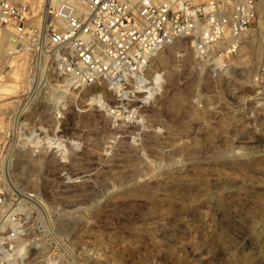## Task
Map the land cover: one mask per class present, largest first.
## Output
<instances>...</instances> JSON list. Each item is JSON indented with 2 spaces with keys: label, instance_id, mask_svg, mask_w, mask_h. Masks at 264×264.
<instances>
[{
  "label": "rangeland",
  "instance_id": "obj_1",
  "mask_svg": "<svg viewBox=\"0 0 264 264\" xmlns=\"http://www.w3.org/2000/svg\"><path fill=\"white\" fill-rule=\"evenodd\" d=\"M174 47L148 65L144 87L160 77L151 99L140 88L120 105L96 86L49 91L30 111L0 172L46 208L26 264H264V100L251 94L260 45L247 66L235 57L217 78L198 70L169 83L159 58L176 63ZM31 148L42 162L29 166Z\"/></svg>",
  "mask_w": 264,
  "mask_h": 264
},
{
  "label": "built area",
  "instance_id": "obj_2",
  "mask_svg": "<svg viewBox=\"0 0 264 264\" xmlns=\"http://www.w3.org/2000/svg\"><path fill=\"white\" fill-rule=\"evenodd\" d=\"M262 26L264 0H0V80L17 74L21 89L0 111V172L17 149L13 137L28 134L25 121L41 95L98 86L120 105L131 102L146 84L150 59L177 39L191 40L197 69L217 78L257 32L251 94L264 100ZM61 104H54L55 119ZM44 216L37 196L10 190L0 178V264L29 261Z\"/></svg>",
  "mask_w": 264,
  "mask_h": 264
},
{
  "label": "bare ground",
  "instance_id": "obj_3",
  "mask_svg": "<svg viewBox=\"0 0 264 264\" xmlns=\"http://www.w3.org/2000/svg\"><path fill=\"white\" fill-rule=\"evenodd\" d=\"M37 1V4L41 3L42 0H36ZM264 29V26H262V30ZM174 43H179V44H174ZM191 44V43H190ZM174 45L176 47H174ZM192 45V44H191ZM259 39L256 37V35L254 34H247V36L245 37V40L244 42L242 43V45L240 46L239 48V51L237 53V56H236V59H235V62L233 61V65L234 63L235 64H244V66L248 65L250 62H251V55L256 51L259 50ZM171 46H173L175 49L172 51L171 53V58L175 59L174 61H176V58H177V64L178 63H181V64H176V63H172L170 64L169 63V59H163V58H159V63L161 65H167V69H168V72H167V80L169 83H172L173 81V75L174 74H181V75H189L190 74L192 75V73L194 71H198V69H195V54H194V51L192 49V46H187L186 44H180V40L177 39L176 41H174L171 45H169L168 47L171 48ZM258 46V47H257ZM254 51V52H253ZM253 52V53H252ZM238 54H240V56H238ZM160 55V52H158L157 54H155V56L153 58L150 59L149 63L151 61H153L154 59H157L158 56ZM256 55V54H255ZM256 60V59H255ZM258 60V59H257ZM173 61V62H174ZM257 62V61H256ZM236 65V66H238ZM258 65V63H257ZM256 65V66H257ZM240 66V65H239ZM243 66V65H242ZM240 66V67H242ZM255 67H253L254 69ZM199 74H202L201 70L200 72L198 71L197 72ZM187 77V76H186ZM200 77V75H199ZM185 79V78H184ZM154 86L155 87H151V88H146L143 86L145 93H147L146 97H144V100H147V99H151V97L155 94L154 92H156L155 90L158 89V86H159V81H160V77H155L154 79ZM201 80V78H200ZM199 80V81H200ZM9 81V82H8ZM19 81V76L17 74H9L8 76V79L7 80H0V99L3 97V96H7V95H12L16 92L17 90V83ZM187 83V82H186ZM199 83V82H198ZM201 84H205V82H202ZM215 84V83H214ZM188 85V84H187ZM192 87V86H191ZM207 87V86H205ZM142 88V89H143ZM146 89V90H145ZM45 96V95H44ZM176 97V96H175ZM40 99H44L43 95L40 96ZM39 99V100H40ZM180 99V97L178 98ZM41 100V101H42ZM93 101V100H92ZM178 101V100H177ZM94 103V102H93ZM96 104L100 105V107H103L110 115H113V114H116V111H112L108 106L105 105L103 99H102V96H97L96 97ZM145 103V101H144ZM148 103V102H147ZM179 107V106H178ZM264 113V112H263ZM188 115L189 117H191V113H189L188 111ZM197 115V114H196ZM195 115V116H196ZM188 128V127H187ZM49 140H47V143H48ZM53 142V140H52ZM57 142V141H56ZM31 143H32V140H31ZM34 143H39L38 142V139H36V141ZM58 143V142H57ZM55 143V144H57ZM54 145V144H53ZM58 146H60V150L61 148H63V146L61 147V145L59 144ZM59 150V148H57ZM38 148H31L27 151H25V157L28 158V161H29V166H32L34 163H41L42 162V159L40 158H33L35 156L33 155H36L38 154ZM11 154V153H10ZM103 154V153H102ZM104 157V155H103ZM62 158H64L62 156ZM101 158V157H100ZM8 160V159H7ZM6 160V162H8ZM8 165V164H7ZM27 175H28V178H30L32 176V171L31 170H28L27 171ZM7 176V174H6ZM9 177V176H7ZM22 250V249H21ZM20 250V251H21ZM10 264H18L17 261L15 262H12Z\"/></svg>",
  "mask_w": 264,
  "mask_h": 264
}]
</instances>
